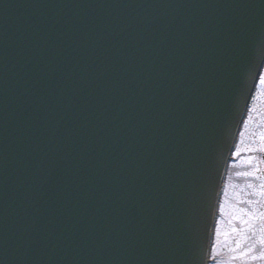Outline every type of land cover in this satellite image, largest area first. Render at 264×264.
I'll return each instance as SVG.
<instances>
[{
    "label": "water",
    "instance_id": "95a60500",
    "mask_svg": "<svg viewBox=\"0 0 264 264\" xmlns=\"http://www.w3.org/2000/svg\"><path fill=\"white\" fill-rule=\"evenodd\" d=\"M263 63L264 0H0V264H207Z\"/></svg>",
    "mask_w": 264,
    "mask_h": 264
},
{
    "label": "rangeland",
    "instance_id": "374dc122",
    "mask_svg": "<svg viewBox=\"0 0 264 264\" xmlns=\"http://www.w3.org/2000/svg\"><path fill=\"white\" fill-rule=\"evenodd\" d=\"M264 63L224 173L207 264H264Z\"/></svg>",
    "mask_w": 264,
    "mask_h": 264
}]
</instances>
